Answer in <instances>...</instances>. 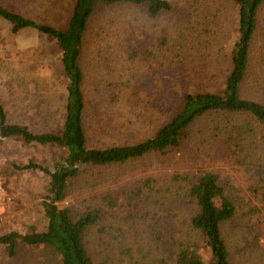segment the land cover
<instances>
[{"label":"rangeland","instance_id":"obj_1","mask_svg":"<svg viewBox=\"0 0 264 264\" xmlns=\"http://www.w3.org/2000/svg\"><path fill=\"white\" fill-rule=\"evenodd\" d=\"M170 12L151 18L142 6H100L85 37L80 66L84 71L85 130L89 148L135 145L153 138L189 93H222L232 71L231 54L238 40L239 17L234 0H168ZM0 5L39 23L65 29L75 0H0ZM62 51L36 30L14 34L0 18V102L10 124L27 125L35 134H60L66 119L67 78ZM243 98L264 104V8L251 51ZM32 90V92H30ZM236 154L228 148L229 140ZM57 146L26 145L20 138L0 139V171L13 208L0 221V235L45 229L43 201L49 179L37 170H18L28 163L50 167L64 155ZM203 172L218 176L237 213L224 227L233 264H264V125L249 115L208 114L190 129L180 152L153 154L124 165L86 166L69 182L61 207L73 215L103 205L108 190L138 187L156 179L175 224L155 218L149 205L139 216L122 219L110 213L99 234L89 228L84 244L96 264H161L160 252L173 228L177 238L198 241L175 175ZM255 190V191H254ZM153 200L158 199L152 193ZM144 201V200H143ZM143 206V207H142ZM159 212V211H158ZM121 227L122 233L115 230ZM115 233V234H114ZM109 234L119 236L113 241ZM132 253L133 259L125 255ZM151 258L141 255L151 253ZM122 258V262L120 261ZM158 259V260H156ZM0 264H61L50 246L19 244L11 257L0 247Z\"/></svg>","mask_w":264,"mask_h":264},{"label":"trees","instance_id":"obj_2","mask_svg":"<svg viewBox=\"0 0 264 264\" xmlns=\"http://www.w3.org/2000/svg\"><path fill=\"white\" fill-rule=\"evenodd\" d=\"M238 8V40L231 54L232 71L227 78L222 93H189L171 120L144 142L135 145L112 146L103 149L89 148L85 130L86 97L84 93V71L80 66L85 37L89 23L100 6L132 5L147 9L151 18L170 12L172 4L168 0H75L73 12L65 29H57L47 22L39 23L23 16L20 12L0 5V18L12 26V32L33 29L56 42L62 51V66L67 78L66 119L60 134H35L28 127L11 125L7 122L6 111L0 102V137L20 138L23 144L57 146L65 154L54 160L50 167L28 163L15 165L18 170H37L48 179V189L43 201L46 226L38 231L32 227L26 233L9 231L0 235V247H5L13 257L19 244L33 247L50 246L57 253L61 264H96L84 244V235L91 227H99L98 233L108 230L103 221L110 213H118L122 219L139 216L138 205H149L150 215L155 218L166 213L165 220L175 224L180 218L165 210L160 199L161 186L156 179L141 180L139 186L129 191L108 190L103 197V205L87 210L84 214L73 215L71 209L61 207L67 198L71 179L80 175L86 166L106 167L124 165L127 162L145 158L153 154L180 152L183 143L190 135V129L199 119L208 114L232 113L249 115L264 125V104L242 97V88L249 79L252 44L259 26L264 0H234ZM228 148L236 154L237 146L233 139ZM175 183L185 190L187 204L195 207L189 223L201 241H183L177 238L173 228L160 252L161 264H233L224 236V227L237 213L236 203L225 193L219 178L211 172H203L192 178L190 174L175 175ZM255 191V190H254ZM158 199L153 200L152 193ZM144 200V201H143ZM262 202L264 203V197ZM142 206V207H143ZM159 211V212H158ZM122 233V228L118 230ZM115 234V233H114ZM113 241L119 236L109 234ZM132 253L125 254L133 259ZM151 253L141 255L150 259ZM158 260V259H156ZM122 262V258L120 260ZM150 261V260H149ZM101 264H107L101 263Z\"/></svg>","mask_w":264,"mask_h":264},{"label":"built area","instance_id":"obj_3","mask_svg":"<svg viewBox=\"0 0 264 264\" xmlns=\"http://www.w3.org/2000/svg\"><path fill=\"white\" fill-rule=\"evenodd\" d=\"M13 208V199L5 188V180L0 171V221H5Z\"/></svg>","mask_w":264,"mask_h":264},{"label":"crops","instance_id":"obj_4","mask_svg":"<svg viewBox=\"0 0 264 264\" xmlns=\"http://www.w3.org/2000/svg\"><path fill=\"white\" fill-rule=\"evenodd\" d=\"M32 92V90L30 91ZM6 116H7V111H6ZM7 122H8V117H7ZM9 123V122H8ZM10 124V123H9ZM11 125H19V126H23V125H20V124H11ZM23 127H28L27 125H24ZM29 128V127H28ZM1 140H6V139H3L0 137Z\"/></svg>","mask_w":264,"mask_h":264}]
</instances>
